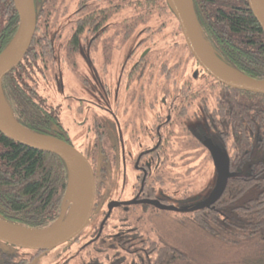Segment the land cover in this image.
Returning a JSON list of instances; mask_svg holds the SVG:
<instances>
[{"label":"flooded vegetation","instance_id":"flooded-vegetation-1","mask_svg":"<svg viewBox=\"0 0 264 264\" xmlns=\"http://www.w3.org/2000/svg\"><path fill=\"white\" fill-rule=\"evenodd\" d=\"M41 1L35 42L20 68L23 86L46 111L43 123L51 135L91 162L99 220L88 237L49 250L0 241V264H34L59 254L57 264H84L97 245L104 264H113L114 256H133L131 250L146 243L166 244L140 229L138 219L147 211H183L190 221L191 211L216 208L230 178L264 163V105L250 110L245 103L240 118L234 90L199 64L167 0ZM237 97L247 100L241 93ZM236 131L247 140L244 147L236 145ZM211 146L236 174L228 176L216 201L189 210L210 195L218 179ZM206 165H212V183L190 199L187 190ZM112 168L116 175L121 171L120 192L127 189L129 196L104 200L101 190Z\"/></svg>","mask_w":264,"mask_h":264},{"label":"trees","instance_id":"trees-1","mask_svg":"<svg viewBox=\"0 0 264 264\" xmlns=\"http://www.w3.org/2000/svg\"><path fill=\"white\" fill-rule=\"evenodd\" d=\"M34 1L39 28L38 7L42 1ZM193 4L203 36L215 53L242 72L264 79V30L248 1L211 0L207 5H197L193 0ZM18 26L19 15L13 0H0V53L14 37ZM36 35L37 31L27 53ZM26 55L3 78L5 99L13 116L24 126L53 134L43 123L46 111L35 102L33 93H25L20 68ZM230 88L236 94V106L241 107L240 118L244 115L245 103H249L250 110L264 105V94ZM238 93L246 95L247 100L237 97ZM239 114L240 111L236 118ZM255 124L253 120V130ZM253 130L249 132L251 135ZM235 133L236 145L244 147L247 140L242 133ZM68 179L67 166L57 154L20 144L0 132V217L29 228L50 226L61 213ZM191 216V221L215 241L213 252L205 261L201 260V255L193 258L192 252L187 250L150 242L131 250L133 256H114L118 263L113 260V264H264V163L253 165L246 175L230 178L216 208L191 211ZM93 225L97 226L95 221ZM96 248L92 255L89 252L90 260L84 264H104L103 247L97 245Z\"/></svg>","mask_w":264,"mask_h":264},{"label":"water","instance_id":"water-1","mask_svg":"<svg viewBox=\"0 0 264 264\" xmlns=\"http://www.w3.org/2000/svg\"><path fill=\"white\" fill-rule=\"evenodd\" d=\"M251 11L264 30V0H247ZM19 15V26L14 37L0 53V132L9 139L37 150L55 153L63 159L68 169V185L64 194L61 213L56 221L43 229L29 228L0 217V241L26 249L49 250L70 242L79 236L89 224L96 197V178L89 159L75 146L57 136L40 133L20 123L12 114L3 89V78L13 71L26 55L37 26L36 6L34 0H13ZM177 17L186 43L199 64L218 81L238 89L264 94V79L254 78L221 59L203 36L194 9L193 0H167ZM4 105L11 118L3 112ZM212 148L213 155L219 165L220 172L215 187L210 195L189 210L209 205L222 194L229 173L228 160ZM248 165L244 167V170ZM73 187L79 194L77 207L68 204L67 192ZM161 208L177 209L172 205H162L158 201L149 200ZM69 205L70 213L65 208ZM113 205H117L114 203ZM112 209L109 205L108 214ZM107 214V216H108ZM67 215V217H65ZM105 219L101 222L100 230ZM55 226V227H53Z\"/></svg>","mask_w":264,"mask_h":264},{"label":"rangeland","instance_id":"rangeland-1","mask_svg":"<svg viewBox=\"0 0 264 264\" xmlns=\"http://www.w3.org/2000/svg\"><path fill=\"white\" fill-rule=\"evenodd\" d=\"M99 114L103 119L106 120L107 123L111 121L107 115L103 113ZM110 124L111 123H109V125ZM115 170L116 169L114 168L109 169V178L104 180L105 184L103 183L104 186H102L101 190V196L104 198V200L109 198H118L121 194L122 197L129 196L127 195V189H125L126 191L123 190L120 192V188L123 181V178L121 177L122 173L121 171L117 170L116 175ZM202 171L203 175H196L193 178L192 188H189L187 190V196L190 199L198 195V192L199 194H202L204 192V188L206 189L205 185H210L212 183V165H206L205 167L201 168V172ZM79 202L80 200L78 201L77 206L79 205ZM191 202H194V200H191ZM70 208L71 207L69 205H67V207L65 208L67 215L70 213ZM145 214V216L147 217L138 219L140 229L144 231V234L148 233L154 238L159 239L162 243H166L171 246H174L175 248L192 252L193 258L196 255H201V260L203 261L206 260V256H208L209 253L213 252L212 249L214 247L213 245L215 241L210 239L208 234H206L197 224H194L191 220H184L188 217V213H184L183 211L156 210L154 212L147 211ZM67 215L65 217H67ZM98 216L99 213H94L92 217L93 221L79 235L80 237L89 236L92 224L94 223V221L96 222L97 220H99ZM113 219L114 218H112V221ZM59 256L62 257L61 254H59ZM59 256H45L39 259L34 264H57L61 260ZM74 264L79 263L75 262Z\"/></svg>","mask_w":264,"mask_h":264},{"label":"bare ground","instance_id":"bare-ground-1","mask_svg":"<svg viewBox=\"0 0 264 264\" xmlns=\"http://www.w3.org/2000/svg\"><path fill=\"white\" fill-rule=\"evenodd\" d=\"M2 109H3V112L6 114V116L11 118L8 109L4 105H2ZM67 200H68V204H70L72 207H76L78 204V201L80 200L78 192L73 187H71L67 192Z\"/></svg>","mask_w":264,"mask_h":264}]
</instances>
